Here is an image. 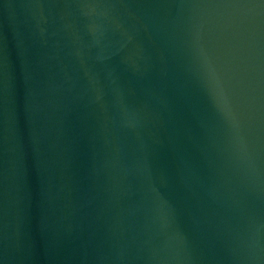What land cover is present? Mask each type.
<instances>
[{"label":"water","instance_id":"water-1","mask_svg":"<svg viewBox=\"0 0 264 264\" xmlns=\"http://www.w3.org/2000/svg\"><path fill=\"white\" fill-rule=\"evenodd\" d=\"M0 264H264V0H0Z\"/></svg>","mask_w":264,"mask_h":264}]
</instances>
